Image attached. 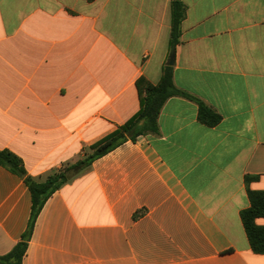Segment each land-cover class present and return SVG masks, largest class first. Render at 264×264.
<instances>
[{
	"label": "crops",
	"instance_id": "0c3cea01",
	"mask_svg": "<svg viewBox=\"0 0 264 264\" xmlns=\"http://www.w3.org/2000/svg\"><path fill=\"white\" fill-rule=\"evenodd\" d=\"M182 1L174 82L220 122L168 99L158 134L76 169L47 200L23 264H264L241 217L248 191H264V0ZM172 2L0 0V149L43 181L135 116L137 81L157 84L172 56ZM31 212L24 179L0 165V255Z\"/></svg>",
	"mask_w": 264,
	"mask_h": 264
},
{
	"label": "trees",
	"instance_id": "16d2710c",
	"mask_svg": "<svg viewBox=\"0 0 264 264\" xmlns=\"http://www.w3.org/2000/svg\"><path fill=\"white\" fill-rule=\"evenodd\" d=\"M187 8L182 0H173L171 6V34L170 53H176L180 43L181 27L186 17ZM139 90L141 107L139 112L122 125L115 132L105 137L91 147V152L73 166H64L59 171L52 172L45 180L40 181L30 176L23 160L10 150L0 149V165L24 179L32 194L31 219L21 240L5 255H0V264H23L29 241L31 240L36 220L45 206L47 200L64 184L68 183L76 174V169L84 170L98 158L106 155L128 140L135 141L140 136L155 135L159 133L158 119L161 110L168 99L175 96L194 100L199 106V119L208 126L217 125L220 115L203 101L179 89L174 82V67L165 65L162 76L157 84L150 83L141 78L136 83ZM251 180V178H247ZM251 205L241 214L251 247L255 253L264 254V226L256 223L258 218L264 217V191H248ZM139 215L135 214L134 218Z\"/></svg>",
	"mask_w": 264,
	"mask_h": 264
},
{
	"label": "water",
	"instance_id": "95a60500",
	"mask_svg": "<svg viewBox=\"0 0 264 264\" xmlns=\"http://www.w3.org/2000/svg\"><path fill=\"white\" fill-rule=\"evenodd\" d=\"M174 62H175V54H173L170 58V61H169V64L170 66H173L174 65Z\"/></svg>",
	"mask_w": 264,
	"mask_h": 264
}]
</instances>
